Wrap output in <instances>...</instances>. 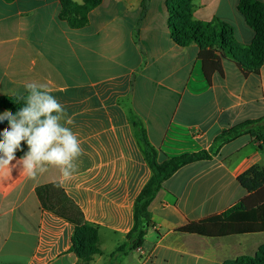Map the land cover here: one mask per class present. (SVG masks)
Listing matches in <instances>:
<instances>
[{
  "label": "crops",
  "instance_id": "obj_1",
  "mask_svg": "<svg viewBox=\"0 0 264 264\" xmlns=\"http://www.w3.org/2000/svg\"><path fill=\"white\" fill-rule=\"evenodd\" d=\"M141 1L102 0L85 27L71 29L58 19L59 0H0V96L22 97L29 82L46 85L65 106L73 120L67 126L84 149L68 182L61 183L51 166L36 179L20 166L10 174L0 170V264H84L70 251L73 227L43 211L35 194L52 182L98 228L101 254L88 264L109 263L133 226L134 201L151 176L133 120L142 123L162 162L208 151L223 131L264 118V64L244 73L213 49L221 73L207 76L199 48L173 42L166 0H147L142 15ZM193 4L196 20L224 22L237 44L252 43L255 34L238 0ZM0 126L8 127L7 121ZM252 167L264 169V142L243 134L210 159L177 170L149 205L152 227L142 246L115 264H222L253 256L264 233L204 237L178 231L264 195V187L248 192L237 181Z\"/></svg>",
  "mask_w": 264,
  "mask_h": 264
},
{
  "label": "trees",
  "instance_id": "obj_2",
  "mask_svg": "<svg viewBox=\"0 0 264 264\" xmlns=\"http://www.w3.org/2000/svg\"><path fill=\"white\" fill-rule=\"evenodd\" d=\"M12 1V0H5ZM146 1H141V15L146 9ZM195 0H166L168 28L173 42L179 47L196 45L199 48L198 58L204 73H221V61L213 49H219L230 57L244 73L259 69L264 64V5L258 0H238L237 9L244 17L255 36L248 46L239 45L233 37V29L228 24L215 20L200 22L193 17ZM102 0H83L75 4L72 0H59L58 19L66 22L71 29H81L88 24L89 13L101 4ZM136 37V36H135ZM27 95V94H26ZM0 96V108L10 110L13 114L24 106L23 97ZM138 146L143 153L151 171L147 183L140 190L133 206V226L126 234L125 242L110 254L108 264L126 256L130 251L142 246L147 231L152 227L149 205L162 187V184L177 170L199 160L210 159L219 149L243 134L255 136L257 141L264 142V118L246 122L242 125L223 131L212 142L208 151L185 155L180 158L157 160V151L148 142L145 130L140 121L133 120ZM4 127L0 126V132ZM2 139V137H0ZM23 151H17L21 157L27 151L22 142ZM238 183L248 192L258 191L264 187V169L252 167L237 178ZM35 194L41 209L59 218L73 227L70 251L75 253L80 262L88 264L95 255H100L98 247V228L84 219L83 213L74 201L67 196L59 182L38 186ZM255 199L249 206L248 200ZM180 233L213 237L220 235H238L264 233V195L255 194L242 200L219 216H214L196 223H189L178 230ZM222 264H264V245H261L253 256H239L228 259Z\"/></svg>",
  "mask_w": 264,
  "mask_h": 264
},
{
  "label": "clouds",
  "instance_id": "obj_3",
  "mask_svg": "<svg viewBox=\"0 0 264 264\" xmlns=\"http://www.w3.org/2000/svg\"><path fill=\"white\" fill-rule=\"evenodd\" d=\"M24 87V106L15 114L10 110L0 113V123H8L0 132V170L7 169L10 174L11 168L20 166L21 173L36 179L51 166L59 170L61 183L68 182L78 171L77 161L84 154L77 134L67 126L73 120L46 85L29 82ZM22 142L27 151L17 160L15 154L23 151Z\"/></svg>",
  "mask_w": 264,
  "mask_h": 264
}]
</instances>
